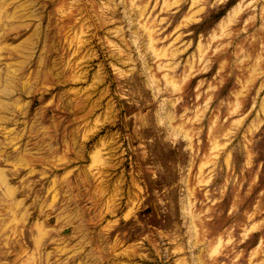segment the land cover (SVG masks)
<instances>
[{
    "label": "rangeland",
    "instance_id": "obj_1",
    "mask_svg": "<svg viewBox=\"0 0 264 264\" xmlns=\"http://www.w3.org/2000/svg\"><path fill=\"white\" fill-rule=\"evenodd\" d=\"M0 264H264V0H0Z\"/></svg>",
    "mask_w": 264,
    "mask_h": 264
}]
</instances>
